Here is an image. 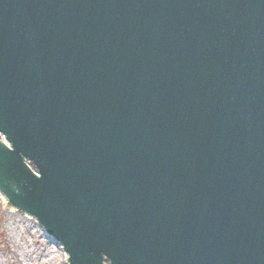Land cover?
Returning a JSON list of instances; mask_svg holds the SVG:
<instances>
[{
  "label": "water",
  "instance_id": "1",
  "mask_svg": "<svg viewBox=\"0 0 264 264\" xmlns=\"http://www.w3.org/2000/svg\"><path fill=\"white\" fill-rule=\"evenodd\" d=\"M0 191L69 264H264V0H0Z\"/></svg>",
  "mask_w": 264,
  "mask_h": 264
},
{
  "label": "rangeland",
  "instance_id": "2",
  "mask_svg": "<svg viewBox=\"0 0 264 264\" xmlns=\"http://www.w3.org/2000/svg\"><path fill=\"white\" fill-rule=\"evenodd\" d=\"M10 207L0 194V264H66L60 243L33 216Z\"/></svg>",
  "mask_w": 264,
  "mask_h": 264
},
{
  "label": "bare ground",
  "instance_id": "3",
  "mask_svg": "<svg viewBox=\"0 0 264 264\" xmlns=\"http://www.w3.org/2000/svg\"><path fill=\"white\" fill-rule=\"evenodd\" d=\"M0 194H1L2 198L4 199V195L2 194L1 191H0ZM4 200H5V199H4ZM5 202H6V200H5ZM10 208H12V207H10ZM33 219H34V218H33ZM34 220H35V219H34ZM65 258H66V264H69L67 254H66Z\"/></svg>",
  "mask_w": 264,
  "mask_h": 264
}]
</instances>
